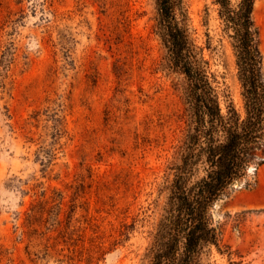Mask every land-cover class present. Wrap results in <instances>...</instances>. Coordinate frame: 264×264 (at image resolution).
<instances>
[{
    "label": "rangeland",
    "instance_id": "obj_1",
    "mask_svg": "<svg viewBox=\"0 0 264 264\" xmlns=\"http://www.w3.org/2000/svg\"><path fill=\"white\" fill-rule=\"evenodd\" d=\"M215 1L182 12L242 110ZM253 18L264 57V0ZM161 20L159 0H0V264H152L187 131ZM249 179L216 203L202 264H264V165Z\"/></svg>",
    "mask_w": 264,
    "mask_h": 264
},
{
    "label": "trees",
    "instance_id": "obj_2",
    "mask_svg": "<svg viewBox=\"0 0 264 264\" xmlns=\"http://www.w3.org/2000/svg\"><path fill=\"white\" fill-rule=\"evenodd\" d=\"M224 38L234 50L243 108L223 107L204 49L192 38L182 0H159L169 70L184 79L187 131L165 186V214L151 249L152 264H202L222 231L217 202L237 185L252 186L250 170L264 165V57L253 18L255 0H216ZM208 48L211 37L208 35Z\"/></svg>",
    "mask_w": 264,
    "mask_h": 264
}]
</instances>
